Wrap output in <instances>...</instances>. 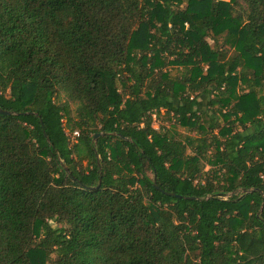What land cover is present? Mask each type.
I'll return each mask as SVG.
<instances>
[{
  "label": "trees",
  "instance_id": "1",
  "mask_svg": "<svg viewBox=\"0 0 264 264\" xmlns=\"http://www.w3.org/2000/svg\"><path fill=\"white\" fill-rule=\"evenodd\" d=\"M0 264H264V0H0Z\"/></svg>",
  "mask_w": 264,
  "mask_h": 264
},
{
  "label": "rangeland",
  "instance_id": "2",
  "mask_svg": "<svg viewBox=\"0 0 264 264\" xmlns=\"http://www.w3.org/2000/svg\"><path fill=\"white\" fill-rule=\"evenodd\" d=\"M174 68V67H173ZM173 73L174 74H177V75H182V68H174V70H173ZM205 100L206 99H202V103H201V106H205ZM205 119H206V117H205ZM155 124V126L158 128V126H159V122H155L154 123ZM170 129H171V132L174 134V135H177V136H179L180 138H182L183 140H186V138L187 137H189V138H194V137H196L197 136V133H196V131H192V130H190V129H188V128H186V127H182V126H179V125H171V127H170ZM211 168V165H207L206 166V170H208V169H210Z\"/></svg>",
  "mask_w": 264,
  "mask_h": 264
},
{
  "label": "built area",
  "instance_id": "3",
  "mask_svg": "<svg viewBox=\"0 0 264 264\" xmlns=\"http://www.w3.org/2000/svg\"><path fill=\"white\" fill-rule=\"evenodd\" d=\"M79 131H74L72 134H71V137L74 139V138H77L79 136Z\"/></svg>",
  "mask_w": 264,
  "mask_h": 264
},
{
  "label": "water",
  "instance_id": "4",
  "mask_svg": "<svg viewBox=\"0 0 264 264\" xmlns=\"http://www.w3.org/2000/svg\"><path fill=\"white\" fill-rule=\"evenodd\" d=\"M99 136H100V133L96 134V135H95V139H97ZM172 195L179 196V195L174 194V193H172Z\"/></svg>",
  "mask_w": 264,
  "mask_h": 264
}]
</instances>
